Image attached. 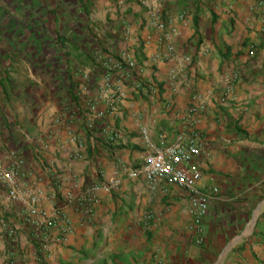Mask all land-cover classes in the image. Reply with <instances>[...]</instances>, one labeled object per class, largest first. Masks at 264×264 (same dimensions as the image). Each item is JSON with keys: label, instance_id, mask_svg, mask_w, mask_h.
Masks as SVG:
<instances>
[{"label": "crops", "instance_id": "obj_1", "mask_svg": "<svg viewBox=\"0 0 264 264\" xmlns=\"http://www.w3.org/2000/svg\"><path fill=\"white\" fill-rule=\"evenodd\" d=\"M16 5L0 39V159L15 155L36 203L24 209L0 185V264H264V0ZM156 9L164 30L150 23ZM98 53L133 61L138 80L102 89ZM142 127L155 147L196 136L209 217L233 212L215 219L237 227L229 247L211 253L218 237L195 244L185 191L129 175L149 152ZM53 207L69 230L56 242L51 227L42 250L32 222Z\"/></svg>", "mask_w": 264, "mask_h": 264}, {"label": "built area", "instance_id": "obj_2", "mask_svg": "<svg viewBox=\"0 0 264 264\" xmlns=\"http://www.w3.org/2000/svg\"><path fill=\"white\" fill-rule=\"evenodd\" d=\"M159 9L151 13L150 23L158 30H164L168 21L164 19ZM185 13L179 14V19H183ZM174 47L171 43L166 46V51L159 54L164 58H168ZM101 69V87L107 89L108 86L115 81L116 83H125L126 81H136L135 63L133 61H122L113 57H102L97 54ZM83 78L88 77V73H82ZM136 83V82H135ZM138 85V83H137ZM103 112L98 111L97 116H102ZM146 147L149 152L145 156L144 163L140 169L130 171V176H137L142 173L150 187L154 188L159 183H169L187 191L190 199L191 212L197 216H202L207 211L208 199L207 193L202 191L198 186L202 177L201 168L196 164L194 157L199 154V145L196 142V136H187L179 134L176 140L170 144H163L155 147L149 141L148 130L145 127L140 129ZM116 134L113 135L115 137ZM10 162L6 163L0 159V185L8 189V197L17 202L24 209L30 210L36 203L35 196L31 195L29 190L21 184V180L25 176L21 164L18 162L14 154L10 155ZM106 190L109 185H102ZM100 188V185L93 184L87 188L90 197ZM212 192H217L216 187L211 188ZM37 243L40 249L46 250L50 245L49 229L53 226L60 228V235L55 237V241L59 242L64 239V234L68 232L69 226L63 220L59 208L53 207L49 212L40 211L39 218L32 222ZM2 229L6 237L13 239L15 237V229L4 222Z\"/></svg>", "mask_w": 264, "mask_h": 264}, {"label": "rangeland", "instance_id": "obj_3", "mask_svg": "<svg viewBox=\"0 0 264 264\" xmlns=\"http://www.w3.org/2000/svg\"><path fill=\"white\" fill-rule=\"evenodd\" d=\"M17 1L18 0H16V1L11 0L10 3H6V2H9V0H0V39H5L6 36H8L6 34L9 31V26H11L13 22H16L11 15V9L10 8H14L15 6H17L16 5ZM26 1L27 0H20V2H26ZM20 21H22V20H20ZM19 25L24 27V24L21 22H19ZM17 26H18V24L16 23L14 27H17ZM25 26H28V22L25 24ZM3 29H4V31H3ZM179 190L185 191L187 193V191L184 189L179 188ZM218 192L219 191L217 188V192H213V193L217 194ZM187 195H188V193H187ZM219 196H217L218 197L217 200L215 199V201H213L214 204L216 205V207L217 206L219 207V203L222 202L223 196L221 198ZM188 197H189V195H188ZM210 197L208 195L206 196V199H208L207 200L208 206H207V211L205 212L204 215L197 216L196 214L191 212L190 199H189V212L191 215V221H193V223L197 225L195 228V244H197L198 247H200L201 245L205 244L206 242L209 243L210 239H208V238L213 239V238L218 237L217 238L218 240L214 242V243H216L215 244L216 247L215 248L213 247V245H214V243H213L212 248H211V253L212 252L214 253V250H217V252H215V254H217L221 251L222 248L229 247V245L226 244V242L229 240V238L232 239V237L235 235V233H238V229H237V227L234 228V227L227 226L229 223H226V222L224 223L223 220L222 221L219 220L217 222L215 220L216 218L219 219V217H221V216L222 217H233V212H230L227 206L221 207L220 213H218V211H220V209L218 211H216V213H214V214L218 215V217L215 215H212V217H209L208 207H209V203H210ZM226 205H230V204L226 203ZM209 220L212 221L211 225L208 224ZM221 232H224V236L217 235L218 233H221ZM207 233L210 235L209 237H206ZM226 236H228V237L230 236V237L226 238ZM216 248H219V250ZM231 255H232L231 252H227V256H231ZM214 260L215 259L213 257H211L210 261L213 262ZM234 263H235L234 259L228 258L227 264H234Z\"/></svg>", "mask_w": 264, "mask_h": 264}]
</instances>
